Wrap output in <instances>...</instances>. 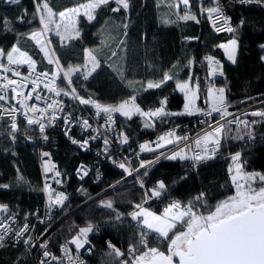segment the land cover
Returning a JSON list of instances; mask_svg holds the SVG:
<instances>
[{
	"label": "trees",
	"instance_id": "trees-1",
	"mask_svg": "<svg viewBox=\"0 0 264 264\" xmlns=\"http://www.w3.org/2000/svg\"><path fill=\"white\" fill-rule=\"evenodd\" d=\"M47 1L55 10H63L85 0ZM129 3L128 12H111L110 9L115 7L114 3L101 6L95 10L96 19L92 23L87 22L84 15L78 16L80 38L62 44L56 35H49L51 49L63 68L82 64L87 47L100 55L99 67L88 81L85 82L79 73L72 79L74 87L82 94L90 93L98 103L112 106H118L136 96V104L143 111L154 110L159 101L166 99V111L179 112L183 111L184 97L176 89L175 81L188 80L191 74V82L199 83V101L205 111L210 108V102L205 103L210 83L225 89L229 112L260 102L241 113L244 119L256 121L248 128V131L254 133V139H250L245 131L239 132L240 139H233L237 135V129H243L244 124L228 125V134L221 135L220 151L211 159L201 161L198 166L190 168L188 159H161L157 164L139 170L140 173L147 172V175L140 176L145 190L151 189L159 181H163L166 186L161 197L148 203L153 209L162 210L163 204L169 202L171 197L178 198L185 205L204 193L206 206H198L195 213L204 216L215 208L219 200L235 191L228 169L230 166L235 168L231 156L237 149L242 148V162L246 161L244 171L264 173V120L250 115L251 111H264V50L259 47L264 44V3L253 0L250 4L240 6L238 0H192L189 9L179 6V10L176 7L178 0H129ZM214 5L226 11V15L232 18L233 27L239 24L241 18L245 19L244 26L238 28L235 34L215 32L207 13L200 11ZM33 7V0H22L21 6H6L0 2V18H9L12 23L8 27L14 29L7 31L0 28V48L8 51L12 45L17 44L37 61V69L50 71L53 65L47 64L43 53L29 39V33L39 25L38 18L33 14ZM25 8L29 13L25 20H31V23L22 24L18 22V17ZM187 11L195 12L200 22L180 20L179 16ZM169 14L173 17L168 19L166 16ZM121 21L126 23L125 27L117 25ZM105 31L110 33L112 39L104 52H99ZM232 38L239 41L234 64L227 60L223 49L218 47L221 42ZM205 52L211 56L217 55L221 60V67L214 76L208 71ZM189 60L194 61L191 66L188 64ZM165 73L172 75L173 80L159 89L146 88V80H160ZM58 81L63 88L65 81L61 77ZM196 116L197 114L176 117L169 115L162 122L160 118L140 115L127 119L118 113L116 122L119 131L127 136L122 135V139H128L122 152L129 154L130 149H140L139 145L155 134H165L171 129L182 132L183 126ZM217 116L219 115L214 113L212 117ZM16 123L18 131L14 139L10 125L0 124V185H9L7 189H0V202L9 205V211L17 216L30 219L35 217L45 193L37 151L39 147H49L56 166L62 170L64 182L61 186L70 191L69 200L58 209L57 215L60 218L52 228L56 233L50 238L51 247L57 249L63 241H69L79 225L96 221L101 224V233H89V245L86 246L91 251L85 254L86 262H133L129 255L130 246H134L137 254L145 250L138 243L141 225L128 214L133 210V204L142 202L144 194L136 176L129 175L109 188L126 173L122 175L123 170L117 166L122 160L114 165L105 158L93 165L86 178L78 180L74 177L76 164L81 160L92 162L95 155L71 143L59 126L48 128L50 137L44 143L38 139L39 131L33 126H27L25 120L20 118ZM145 123L153 124L154 127L145 128ZM146 152L155 154L156 150L141 152L143 159L149 156ZM182 155L190 157L189 148ZM137 163L138 159L135 158L132 164L135 167ZM125 165L130 169L128 164ZM109 202L113 205L111 209L105 207ZM117 214L120 219L116 218ZM185 227L178 228L177 231ZM148 240L149 247H159L166 252L171 243L170 240L161 241L156 234H150ZM108 242L124 255L116 256L113 249L108 247ZM85 247L81 250H85ZM24 249L20 244L0 247V264L16 263ZM30 259H21L18 264H39L36 259Z\"/></svg>",
	"mask_w": 264,
	"mask_h": 264
},
{
	"label": "snow or ice",
	"instance_id": "snow-or-ice-1",
	"mask_svg": "<svg viewBox=\"0 0 264 264\" xmlns=\"http://www.w3.org/2000/svg\"><path fill=\"white\" fill-rule=\"evenodd\" d=\"M0 2L6 6H21L22 0H0ZM252 2L253 0H238L240 6H244ZM255 2L264 3V0H255ZM110 3L115 4V7L110 9L113 13L119 12L121 10L128 12L130 9L129 0H90V2L81 4L78 7L59 12L58 16L61 23H55V20L53 19L54 13L49 5L46 2L42 3L41 0H33V14L38 18V22L40 25H42V29L38 31H32L29 39L33 40L39 52L43 53L47 64L58 65V58L54 59L52 55L54 50L48 47L51 44V40L46 38L42 39V37H46V34L53 31L51 25H55V35L59 37L61 41H64L65 39L80 38L81 33L76 28V24L78 23L77 17L84 15L87 19V22L92 23L96 19L94 15L95 10L101 6H107ZM180 4H183L185 8H189L190 0H178L176 5L178 10ZM197 7L199 8V4ZM81 9H83V12H81ZM200 11L207 13V18L209 21H211V26L217 33L227 32L235 34L238 28L243 27L245 24V19L241 18L239 24L236 27H233L232 18L226 15L225 12L218 6L207 7L206 9H200ZM28 15V10L26 8L23 9L22 15L18 17V22L22 24L31 23V20H25V16ZM179 19L182 21H194L196 23L200 22L197 14L192 11H187L183 15H180ZM11 23L12 21H10L7 17L0 18V28H3L7 31H14L13 28L8 27V25ZM238 46L239 41L236 38H232L227 42H223L218 45L220 49H223L227 60L231 61L233 64L236 63ZM259 47L261 50H264V44L259 45ZM13 56H15L16 59H13ZM5 57L7 64L0 62V70H2L3 73H11L15 77H21L22 80H26L27 83L18 84L16 79H9L8 76H3L2 80H6L7 83H4L2 86H0V102L5 100L7 92L9 91L15 94L14 98L18 99L22 97V100H19V107L27 110L23 114L26 119V125L29 127L37 126V130L43 135L44 140H48L46 128L51 124H54L58 118L63 120L64 124L71 125V127L78 126L87 133L98 131V129H94L92 127L90 119L81 118L78 123L73 124L72 121L76 118L73 117L71 113H68L66 116L58 117V112L65 111L63 100L60 99L62 96L78 100L80 105L93 104L95 108L94 115L97 118L104 119L105 124L101 127H104L106 131L110 129L111 124L115 122L113 115L115 113H119L120 116L127 119H132L134 115H140L149 118L156 117L160 118L162 122L164 118L168 117L169 115L176 117L200 114L202 116L212 117L213 114L216 113L219 115L220 120H225L227 116L232 115V113L228 111L224 88H219L216 90L208 88L207 100L205 103L210 101V108L205 111L204 109L198 107L196 101L199 94V83L197 82L195 84V90H193V88L190 86V82L193 79L191 74L189 75L187 81L181 82L176 80V89L184 94L185 103L183 105V111H166V99L159 101L158 106L154 110L143 111L135 104L137 99L136 96H132L131 101L125 100L121 102L118 106L102 105L98 102H93L90 99H85L79 94L75 87H72V76L74 73H81L83 80L86 82L90 77H92L93 73H95L99 67V62L90 51H88L83 70L78 67L72 68L70 66L67 71L63 72V78L67 81L70 91L65 90L64 88L57 85L56 80L59 76V71H52L51 74H49V72H37V61L33 59L28 52L22 51L18 46L13 45L8 51L0 48V58ZM204 59L207 61L209 73L212 75L216 74L221 62L211 55L206 56ZM262 60H264V57H262ZM89 63L91 64L90 68L88 67ZM193 63V60L188 61L189 66H191ZM22 65L27 66L28 76L22 77L21 71L19 70V67ZM12 66L16 67L14 68ZM69 70H71L70 75ZM33 73H35L34 76ZM220 75L223 76L222 71H220ZM171 80H173V76L165 73L158 81L154 82L149 80L147 82L146 88L159 89L163 84ZM18 85L19 88L25 89L28 88V85H31L30 89L27 91V95H25L23 91H18V87H10ZM44 91L52 95L46 98L41 94ZM72 93H75V96H73ZM24 100L43 102L46 104V107H41L38 103H26L25 105L22 103ZM29 113L31 115H29ZM247 115L248 114L246 113L245 116ZM250 115L260 117L261 120H264V111H251ZM220 120H217L215 124L209 123L207 120H202L201 123L207 125V127L211 130L204 131L203 135H198V138L195 139V141H191L188 136H178L175 129H171L165 134L160 135L157 138L155 145L156 149L164 148L166 145H177L180 141H184L185 147H188L191 143H194L196 148L200 151H198L192 157H187L186 155H182V153L185 152V148H177L176 151L169 155H165V153L162 151L158 152L156 158L160 159L163 157L167 160H176L177 158L181 160L191 159L196 163L205 159H211L219 150L221 145V135L228 134L230 129L227 126L232 124H244L243 129H237V135L232 137L233 139L241 138L239 136L240 131L247 132L248 137L250 139H254V133L248 131V128L250 125H254L256 121H249L247 119L241 120L238 117H234L232 120H226L225 123H220ZM109 121H111V123H109ZM10 127L13 132L14 139L15 133L18 131L17 123L15 125L11 123ZM144 127L149 128L154 127V125L145 123ZM110 134L113 136L116 135L115 132H111ZM65 135L70 136V130H66ZM123 136L127 137L126 135ZM97 140H100V142L104 145V149L99 154L104 155L106 160H111V162L115 165L116 160L110 155V152L113 151V149L109 147L111 142L108 139L101 138L100 135H89V138L82 139V142L72 139L71 143L78 144L81 149L87 150L90 143ZM118 143L121 145H126L128 144V139L126 138L123 141L119 139ZM145 145V143H141L139 145L141 152L155 150L150 145H148L147 148ZM209 145H212V147H209ZM43 156L48 157L49 153L44 152ZM231 160L233 161L235 168L233 169L230 166L228 171L231 177V182L235 186V195H231L227 199L221 201L215 206L214 211L209 212V214L205 215L201 221L196 223V227L203 230L204 236L201 240L194 242L195 248L192 255H198L205 250H211V246L215 241L222 240L228 236L240 233L253 225H257L260 227L262 239L258 240L255 246L249 244L245 249V252L248 255L255 254L257 257L264 256V203H261V201H264V173L243 171L241 152H236L233 154L231 156ZM117 166L123 170L122 175L124 173L132 175V172L129 171V168L126 167L124 162H120ZM52 167L53 166L48 162H45V173H48ZM144 167L145 163L141 161L140 168ZM78 171L83 172V176L80 177L81 179L88 175V169L85 167H81V169H78ZM135 171L137 172L135 179L137 180L139 187L144 192V194L142 197V203L133 204V211L130 213V216L133 221H136L141 225V237L138 243L142 245L145 250L137 254L134 246H130L129 255L132 256L134 264H188L185 258L180 254H172V249L170 247H167V254L165 251L160 250L159 247H149L148 236L150 234H156L161 239V241H171L174 234L178 232L177 229L188 224L192 215L197 212L198 206H206L205 194L201 193L193 201H189L187 206L182 205L180 201H172L167 206H165L162 214L157 215L144 205H146L148 201L153 198L161 197L166 191V186L163 181H159L151 189L145 190L144 181L140 179V176L147 175V172L145 171L144 173H140L139 169H136ZM55 176L59 177L60 173L56 171ZM55 182L60 183L61 181L56 180ZM257 182L259 183L258 187H256ZM8 187L9 185L7 184L0 185V189H7ZM45 190L50 191L49 185L47 183H45ZM49 199L51 202V197ZM66 199L67 197L64 196L63 193H60L55 200V204L62 206ZM105 207L111 209L113 205L111 202H109L105 205ZM242 207L245 208L246 211L240 213L239 210ZM3 212H8V206L5 204H0V213ZM218 212L220 213L219 219H217ZM233 212L237 214L232 215ZM116 218L120 219V216L117 214ZM15 223L16 218L11 213H9L5 220L0 221V247L4 246L6 236L14 234V236L19 239L24 236L29 228V225L25 223L22 228H17L14 230L10 225H14ZM93 230L94 229L91 224H89L87 227L79 228L76 236H74L68 242V244L74 245L77 252H79V250L84 248L85 245H89L88 235L89 233L93 232ZM170 233L172 234L171 236ZM30 241L31 237H28V239L24 240V243L27 244ZM32 246L35 247L36 245L32 243ZM39 247L41 248L42 256L44 257V259L41 260V264H49L50 260H57V257H55L49 251L46 242L39 243ZM61 247L64 254L67 255L69 248L66 251L64 246ZM108 247L113 249L116 256L124 255V253H121L118 248L111 244V242H108ZM175 258H178V262L175 261ZM59 264H63L62 259L59 261ZM77 264H80V262L78 261ZM125 264H132V262L126 261ZM208 264H264V259L258 258L256 260H245L238 262L217 260L210 261Z\"/></svg>",
	"mask_w": 264,
	"mask_h": 264
},
{
	"label": "built area",
	"instance_id": "built-area-1",
	"mask_svg": "<svg viewBox=\"0 0 264 264\" xmlns=\"http://www.w3.org/2000/svg\"><path fill=\"white\" fill-rule=\"evenodd\" d=\"M212 7H217V5H214ZM218 7H220V6H218ZM222 10L226 14V11L224 9H222ZM208 55H210V54L208 52H205V57ZM1 62H3L4 64H7L6 57L4 59H2ZM12 67L15 68L16 66H12ZM19 70L21 71L22 77L28 76V69H27L26 65L20 66ZM36 71L37 72H49V74H51V71H48L46 69L45 70H39L36 68ZM34 75H35V73H33V76ZM3 76H8L9 79H16L18 81V84L27 83V81L22 80L21 77H15L11 73H3L2 70H0V86H2V84H4V83H7L6 80H2ZM58 77H61L62 80L65 81V85L63 86V88L65 90L70 91V88L68 87L67 81L63 78V73H61V75ZM58 77H57L56 83L59 87H61L60 82L58 81L59 80ZM10 87H18V91H23L25 93V95H27V91L30 89L31 85H28L27 89L19 88V85L18 86H10ZM72 87H74L73 84H72ZM78 92L85 99H90L93 102H98V101H96V99L94 98V96L92 94H90V93L89 94H82L79 90H78ZM41 94L44 95L46 98L49 97L50 95H52V94L47 93L46 91L42 92ZM72 95L75 96V93H72ZM14 97H15V94L11 93L9 91V92H7L5 100L3 102H0V124L1 125H4V124L11 125V123H13V125H14L15 122H17V120L20 118L25 120V122H26V119H25L23 114L27 110L19 107V100H22V97L18 98V99L14 98ZM60 99L63 100V106L65 108V111L64 112H58L57 113L58 117L66 116V115H68V113H71L73 115V117L76 118L72 121L73 124L78 123L81 118L90 119V123H91L92 127L94 129H98V131L87 133V132H84V130L78 126L77 127H71V125L64 124L63 120L58 118L54 124H51L50 126H48L46 128V135L48 136V138L50 137L49 133L47 132L48 128L53 127V126H59L63 135L69 141H71L72 139H76L77 141L82 142V139H88L89 135H100L101 138H106L111 142L109 147L111 149H113V151L110 152V155L116 160V162H119L122 160L123 162L128 164L129 167L132 168V170L130 169L132 174L134 173L135 176L137 175V172L135 171L136 169H139V170L146 169V167L153 166V165L157 164V161L164 159L163 157H161L160 159L156 158L158 152L162 151L165 153V155H169L172 152L176 151L177 148H186V149L189 148L190 157H192L194 154H196L198 151H200L199 149L196 148L194 143H191L188 147H185L184 141H180L177 145H166L164 148L156 149L155 145L157 142V138L163 134H155V136H153L150 139H147L145 141L146 142L145 147L147 148L148 145H150L153 149L156 150L155 154H151L150 152H146L149 154V156H147L146 159H143V155L141 154L140 149H137V148L135 150L130 149L128 151L129 154L123 153L122 152L123 145L118 143L119 139H121V141H123L122 135H121L122 133L119 131V128H118V125L116 122L118 113L113 114L115 122L113 124H111V128L106 131L104 127H101L102 125L105 124L104 119L97 118L94 115L95 108H94L93 104L80 105L78 100L71 99L70 97H63L62 96ZM22 103H24L25 105H26V103H38L39 106L46 107V104L43 102L24 100V101H22ZM258 103H260V102H258ZM258 103L252 104V105H257ZM251 106H244V107H240L239 109L230 111L232 113V115L227 116L225 118V120H220L219 116L214 118V117H207V116H202L200 114H197L196 118L188 121L183 126L184 130L182 132H180L179 130H176V134L178 136H188L191 141H195V139L198 138V135H203L204 131L211 130L207 127V125L201 123L202 120H207V121H209V123H212V124H215V122L217 120H220V123H223L226 120H232L234 117H238L241 120H244V118L241 116V113L243 111H245L246 109L250 108ZM49 111H51V110H49ZM29 115H31V114L29 113ZM37 118H39V117H37ZM109 123H111V121H109ZM33 127L37 130V126H33ZM66 130H70V132H71L70 136L65 135ZM111 132H115L116 135L115 136L111 135L110 134ZM38 136H39L38 139L40 141H43L44 143H46L48 141V140L43 139V135L40 132H39ZM75 145L78 146V144H75ZM209 147H212V145H209ZM103 149H104V145L100 142V140H97L95 142L90 143V145L88 146V149L85 151L91 153L92 155H95V158H94V160H92V162H86L84 160L79 161L76 164L75 169H74V177H76L78 180H82L80 177L83 176V172L78 171V169H81V167L87 168L88 169V175H89L92 171V168L94 167L93 165L95 163H98V162L102 161L103 159H105L104 155L99 154L102 152ZM219 151H220V147L216 153H218ZM241 151H242V148H239V149H237V151L234 152V154L236 152H241ZM37 152H38L37 157H39V166L41 168V178L43 179V189L45 191L43 202L40 205V208L38 210H36V215L33 219H30L28 217L22 218L20 216H17L13 212H10L9 210H8V212H6L5 214L0 216V221H3L8 217L9 213L13 214L16 218V223L14 225H10V226L14 230L17 228H22L25 223H27L29 225V228L26 231V233L24 234V236L19 238V239H17L14 236V234H10L9 236H6L5 241H4V246H9L10 244H15V245L20 244L25 248L23 253L21 254L20 259L14 264H18L21 261V259L23 260L26 258L36 259L39 262V264H41V260H43L44 257L42 256V252H41V248L39 247V243H44V242L47 243V247H48L49 251L55 257H57L56 261L50 260L49 264H59V261L61 259L63 260V264H77L78 261L80 262V264H91V263H87L86 258H85L86 252L91 251L90 248L87 246L85 247V250L80 249L79 252H77L74 245L68 244L69 241H63L64 243L59 245V247L57 249H54L51 247L50 238H52V235L54 233H56L54 231V229H52V228L58 222L57 220L60 218V216L57 215L58 209L62 208V206L69 200L70 191H68L67 189H64L61 186L64 182V180L62 178V170L56 166L54 159L52 157V153H51L50 148L49 147L48 148L39 147ZM44 152L49 153V156L44 157L43 156ZM117 156H118V158H117ZM135 158L138 159V163H137L138 165H136L134 167L132 162ZM141 161H143L145 163L144 168H140V162ZM188 161H189V165H190L189 167L190 168H194V167L198 166L201 162L200 161V162L196 163L191 159H188ZM45 162H48L50 165L53 166L52 169L48 173H45V171H44ZM232 164L234 165L233 161H232ZM245 164H246V161L244 160L243 165H245ZM133 169H135V170H133ZM56 171H58L60 173L59 177L55 176ZM87 176H84V178H86ZM128 176L129 175L126 173L123 178L115 181V183H113L112 185H110L108 187L110 188V187L114 186L116 183L121 182L122 180L125 179V177H128ZM56 180H60L61 182L56 183L55 182ZM45 183H47L49 185L50 191L45 190ZM60 193H63L64 196L67 197V199L64 201L62 206L55 204V200L57 199V197ZM50 197H51V202L49 199ZM154 199L155 198H153L151 200H154ZM151 200H149L148 203ZM169 201H180V200L176 197H171V198H169ZM140 203H142V202H140ZM148 203L144 206H147ZM163 205H166V203H164ZM187 205L188 204H185V206H187ZM132 211L133 210L128 212V214L130 215V213ZM25 218H27V219H25ZM89 224H91L93 226V229H94L93 233H98V234L101 233V230H100L101 224L96 222V221H95V223L94 222L84 223V225H79L78 227L79 228L87 227ZM28 237H31V241L29 243L25 244L24 240L28 239ZM32 243H34L36 246L33 247ZM61 246H64V249L66 251L69 248L67 255L64 254ZM86 249H88V250H86Z\"/></svg>",
	"mask_w": 264,
	"mask_h": 264
},
{
	"label": "water",
	"instance_id": "water-1",
	"mask_svg": "<svg viewBox=\"0 0 264 264\" xmlns=\"http://www.w3.org/2000/svg\"><path fill=\"white\" fill-rule=\"evenodd\" d=\"M203 1V0H199ZM211 2H218L219 0H206ZM192 5V0H190V6ZM181 8H185L183 4H180ZM261 203H264L261 202ZM0 204H4L0 202ZM7 205V204H5ZM8 206V210H10V206ZM240 213H243L246 211L245 208L239 210ZM6 212L0 213V216L5 214ZM237 213H232V215H236ZM204 233L203 230L200 228L196 232H192L191 235H189V238L187 239L186 243L182 247L174 246V252L172 254H180L182 257L185 258V260L188 262V264H208L210 261H229V262H238V261H245V260H256L258 258L264 259V256L257 257L255 254L248 255L245 252V249L249 244H252L253 246L256 245L258 240L262 239L261 236V230L260 227L257 225H253L250 228L228 236L222 240L215 241L212 246L211 250H205L201 252L198 255H192L195 248V241H199L203 238ZM164 251V250H163ZM167 254V252L165 251ZM175 261L178 262V258H175Z\"/></svg>",
	"mask_w": 264,
	"mask_h": 264
},
{
	"label": "rangeland",
	"instance_id": "rangeland-1",
	"mask_svg": "<svg viewBox=\"0 0 264 264\" xmlns=\"http://www.w3.org/2000/svg\"><path fill=\"white\" fill-rule=\"evenodd\" d=\"M47 3L48 5H49V7L52 9V7L50 6V4H49V2L47 1V0H42V3ZM75 7H78V5H74V6H72V7H70V8H67V9H71V8H75ZM66 9V10H67ZM65 11V10H64ZM53 13H54V17H53V19L55 20V23H61V21H60V19H59V16H58V14L59 13H55L54 12V9H53ZM77 20H78V17H77ZM51 27L53 28V31L52 32H50V33H48V34H46V37H42V39H44V38H46V39H48L49 38V35L51 34V35H54L55 34V25L53 24V25H51ZM76 28L80 31V28H79V26H78V23L76 24ZM42 29V25H38V27H36L35 29H33L32 31H38V30H41ZM29 34H31V32L29 33ZM59 38V37H58ZM71 39H65L64 41H66V42H69ZM14 45H16L17 46V44H14ZM13 46V45H12ZM11 46V47H12ZM50 49H51V44L48 46ZM22 51H25V50H23L22 49ZM52 55H53V58L55 59V58H57L56 57V54H54V52L52 53ZM13 58L14 59H16V57L15 56H13ZM1 59L2 58H0V61H1ZM84 64H85V61L82 63V64H77V66H71L72 68H81V70H83V68H84ZM90 65L91 64H89L88 65V67L90 68ZM36 67H37V65H36ZM69 67L70 66H68V68L66 67V68H63V67H61V64H60V62H59V64L57 65V64H53V68H52V70H50L51 72L52 71H59V76L61 75V73H63L64 71H67L68 69H69ZM71 74V70H69V75ZM76 74V73H75ZM75 74H73V76H72V79L74 78V76H76ZM79 75H81V73H79ZM212 75V74H211ZM215 75V74H214ZM214 75H212V76H214ZM58 78H60V77H58ZM149 80H146L145 82L147 83ZM151 81H154L155 82V80H151ZM73 84V83H72ZM210 86H209V88H212V89H214V90H216L217 89V85H214L213 83H210L209 84ZM129 101H131V99L129 100ZM210 102V101H209ZM135 104H136V101H135ZM210 104H211V102H210ZM137 105V104H136ZM138 106V105H137ZM31 141L33 140L31 137L29 138ZM125 138L123 137V140H124ZM146 143V142H145ZM186 149V148H185ZM131 170H132V168H130ZM129 169V171H131ZM133 170H135V169H133ZM244 171V170H243ZM246 172V171H245ZM234 174V173H233ZM132 175H134V173L132 174ZM259 186V183L257 182V184H256V187H258ZM231 195H235V191H234V193L233 194H231ZM231 195H229V196H231ZM229 196H227V197H225V198H223L222 200H219L217 203L219 204L221 201H223V200H225V199H227ZM170 202H172V201H169V202H167L166 203V205H163V209L165 208V206H167ZM261 202H263V201H261ZM185 206V205H184ZM145 207H148L149 208V210L150 211H152V212H154V213H156L157 215H160V214H162L163 213V209L162 210H160V211H156L155 209H153L151 206H149V205H147V206H145ZM241 209H243V207L241 208ZM240 209V210H241ZM215 210V208L212 210V211H214ZM211 212V211H210ZM234 213V212H233ZM207 214H209V212L208 213H205V215H207ZM204 215V216H205ZM203 215H198V214H193L192 215V218H191V220L188 222V224L186 225V227L183 229V230H181V231H178L177 233H175L174 234V236H173V238H174V240H173V238H172V240H171V243L169 244V246L168 247H170L171 249H172V253L174 252V246H178V247H182V246H184L185 245V243H186V241H187V239L189 238V235H191L192 234V232H196V231H198L200 228H197L196 227V223L197 222H199V221H201L202 219H203V217H204ZM220 218V213L218 212L217 213V219H219ZM82 228H84V227H82ZM77 232H78V229L76 230V232H74V234L73 235H71L70 237H69V241L74 237V236H76V234H77ZM89 240V239H88ZM86 246V245H85ZM84 246V247H85ZM82 249V248H81ZM132 264H134V262H132Z\"/></svg>",
	"mask_w": 264,
	"mask_h": 264
},
{
	"label": "crops",
	"instance_id": "crops-1",
	"mask_svg": "<svg viewBox=\"0 0 264 264\" xmlns=\"http://www.w3.org/2000/svg\"><path fill=\"white\" fill-rule=\"evenodd\" d=\"M88 2H90V0H85V1H83V2H80V3H77L76 5H81V4H85V3H88ZM52 7V6H51ZM54 8H52V10H53ZM67 8H63V10H55L54 9V12L57 14V13H59V12H61V11H64V10H66ZM170 11H171V9H169ZM81 12H83V9H81ZM117 13V12H116ZM171 14H172V12H171ZM171 14H169V15H167L166 16V18H171V17H173ZM124 18H127V16H124ZM117 25H121L122 27H125L126 26V23L124 22V21H121V22H118L117 23ZM55 35V34H54ZM102 36H103V41H102V45H100L99 47V52H104V48H107V45H108V42L112 39V36H110V33L108 32V33H106V31L104 32V34H102ZM106 36V37H105ZM61 41V40H60ZM228 40H226L225 42H227ZM224 42V41H223ZM223 42H221V43H223ZM61 43L62 44H65V43H67L66 41H61ZM88 51H90L94 56H95V58H96V60L99 62V64H100V61H101V59L99 58V54H96L94 51H93V49H91L90 47H87L86 49H85V51H84V61L87 59V54H88ZM214 57L216 58V59H218L220 62H221V60H220V58L216 55H214ZM225 57H226V54H225ZM227 58V57H226ZM90 64V63H89ZM69 66H77V65H69ZM90 67H91V65H90ZM221 67V64H220V66H219V68ZM67 68H68V66H67ZM218 68V69H219ZM75 74V73H74ZM77 74V73H76ZM75 74V75H76ZM169 75V74H168ZM172 76V75H171ZM177 80H179V81H181V82H184V81H187V79H177ZM155 81H158V80H155ZM197 82H190V86L193 88V90H195V84H196ZM145 85H147V83L145 82ZM175 87H176V81H175ZM219 88H223L222 86H220V85H217V89H219ZM183 97H184V94H183ZM184 103H185V100H184ZM196 104H197V106L198 107H200V108H202L203 109V106L201 105V103H200V101H199V96H198V99H197V101H196ZM184 105V104H183ZM173 240H174V238H173Z\"/></svg>",
	"mask_w": 264,
	"mask_h": 264
}]
</instances>
